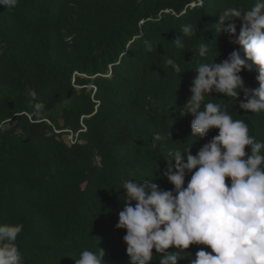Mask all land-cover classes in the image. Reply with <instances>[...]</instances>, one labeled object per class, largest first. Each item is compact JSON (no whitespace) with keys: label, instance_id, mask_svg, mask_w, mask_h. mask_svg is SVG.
<instances>
[{"label":"trees","instance_id":"1","mask_svg":"<svg viewBox=\"0 0 264 264\" xmlns=\"http://www.w3.org/2000/svg\"><path fill=\"white\" fill-rule=\"evenodd\" d=\"M254 2L19 0L12 10L0 6V223L23 225L16 241L23 264H75L85 249H102L105 264H130L126 232L116 228L123 183L151 180L170 190L168 152L191 146L195 155L218 134L192 137L185 105L197 65L220 63L239 50L234 37L216 31L219 15ZM233 22L238 35L240 21ZM185 24L196 28L191 37L181 32ZM176 37L183 48L172 44ZM205 42L209 51L200 57ZM241 76L245 88L258 87L255 69ZM28 90L36 92L35 101ZM209 100L264 142V113L239 107L243 91L236 100L215 92ZM36 103L44 105L39 112ZM69 132L77 134L74 144L66 141ZM157 133L161 140H154ZM202 247L187 251L195 257ZM158 259L154 251L151 264Z\"/></svg>","mask_w":264,"mask_h":264},{"label":"clouds","instance_id":"2","mask_svg":"<svg viewBox=\"0 0 264 264\" xmlns=\"http://www.w3.org/2000/svg\"><path fill=\"white\" fill-rule=\"evenodd\" d=\"M18 4L19 0H0L7 10ZM236 20L240 21L238 35ZM216 31L234 37L239 50L220 63L197 65L184 111L193 117L192 137L203 139L213 129L218 134L195 155L191 146L183 152H168L164 176L172 185L170 190L151 180L123 183L124 206L116 228L126 232L123 240L130 264H151L154 251L159 264H178L185 259L190 264H264V142L256 141L248 125L233 119L221 104L205 103L214 92L236 100L243 91L239 107L253 114L264 113V0H255L250 8L225 10L219 15ZM181 32L191 37L196 28L185 24ZM172 44L184 47L180 37ZM4 47L0 43V55ZM208 51L207 42L199 45L200 57ZM165 63L182 72L173 59ZM253 69L258 87L247 89L241 72ZM27 95L37 99L33 90ZM43 108L42 103L35 104L37 112ZM161 139L159 133L154 136V140ZM22 230V224L0 223V264H23L16 244ZM190 246L206 247L193 257L187 251ZM104 255L102 249L99 253L85 249L74 260L75 264H105Z\"/></svg>","mask_w":264,"mask_h":264},{"label":"built area","instance_id":"3","mask_svg":"<svg viewBox=\"0 0 264 264\" xmlns=\"http://www.w3.org/2000/svg\"><path fill=\"white\" fill-rule=\"evenodd\" d=\"M77 140V134H72L71 132H69V134L66 136V141L69 144H74Z\"/></svg>","mask_w":264,"mask_h":264},{"label":"rangeland","instance_id":"4","mask_svg":"<svg viewBox=\"0 0 264 264\" xmlns=\"http://www.w3.org/2000/svg\"><path fill=\"white\" fill-rule=\"evenodd\" d=\"M68 135V134H67Z\"/></svg>","mask_w":264,"mask_h":264}]
</instances>
